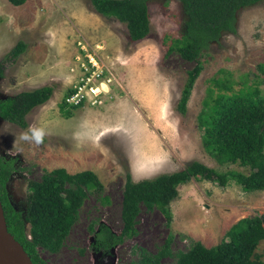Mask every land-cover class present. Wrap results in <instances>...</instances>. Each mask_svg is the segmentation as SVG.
<instances>
[{
    "label": "rangeland",
    "instance_id": "1",
    "mask_svg": "<svg viewBox=\"0 0 264 264\" xmlns=\"http://www.w3.org/2000/svg\"><path fill=\"white\" fill-rule=\"evenodd\" d=\"M151 33L132 41L127 26L96 12L92 0H27L14 6L0 0V64L19 41L27 49L16 61L5 62L0 98L54 86L53 97L28 115L30 125L45 129L39 144L20 140L26 131L0 119V157L16 158L8 183L12 204L26 212L28 183L46 171L65 168L74 174L91 170L104 185L90 192L60 250L40 249L47 264H142L171 238L174 254L199 241L206 247L221 243L238 221L264 213V191L247 192L236 183L192 180L181 185L171 204V225L158 208L142 206L136 233L103 257L94 248L101 223L119 234L123 229V190L127 174L134 181L152 179L186 168L194 161L218 171L249 173L239 164H220L205 146L199 123L203 101L212 81L224 76L239 90L257 79L264 94V2L237 13V31L226 32L200 57L204 71L197 79L185 115L176 109L187 71L195 62L172 41L185 33L179 0L148 3ZM99 63L111 91L103 103L88 101L65 118L59 105L85 72L81 64ZM264 260V241L257 249ZM166 256L160 264H176Z\"/></svg>",
    "mask_w": 264,
    "mask_h": 264
},
{
    "label": "trees",
    "instance_id": "2",
    "mask_svg": "<svg viewBox=\"0 0 264 264\" xmlns=\"http://www.w3.org/2000/svg\"><path fill=\"white\" fill-rule=\"evenodd\" d=\"M21 6L27 0H8ZM151 0H92L99 14L115 18L127 26L132 41L145 39L151 33L148 3ZM167 1V0H166ZM187 17L185 33L172 41L169 51H178L195 66L187 71L181 97L176 109L182 115L188 111L193 89L204 71L200 57L226 32L237 31V13L264 0H179ZM27 49L19 41L0 64V78L4 77L5 62L16 61ZM264 72V66L261 67ZM227 76L212 81L199 123L204 128L205 146L222 164H239L249 173L237 170L218 171L202 162L194 161L186 168L159 175L152 179L134 181L127 174L123 190V229L117 234L101 223L96 231L94 248L103 257L136 233L138 215L142 206L158 208L168 225L173 221L171 204L179 195L181 185L192 180L215 182L222 187L236 183L244 191H264V94L257 79L244 83L239 90ZM54 86H43L0 98V119L23 129L29 127L28 115L46 104L54 95ZM74 90H69L71 96ZM67 97L60 103V112L71 118L73 111L83 106L70 105ZM16 158L0 157V197L9 232L24 247L33 264H47L40 249L56 253L78 219V214L89 193H101L104 185L91 170L74 174L65 168L46 171L40 181L28 183L26 212L19 211L11 202L8 183L15 170ZM171 238L153 257L145 256L142 264H160L162 258L175 256L176 264H264L257 253L264 241V213L241 219L216 246L206 247L199 241L186 252L174 254ZM97 264H101L98 262Z\"/></svg>",
    "mask_w": 264,
    "mask_h": 264
},
{
    "label": "built area",
    "instance_id": "3",
    "mask_svg": "<svg viewBox=\"0 0 264 264\" xmlns=\"http://www.w3.org/2000/svg\"><path fill=\"white\" fill-rule=\"evenodd\" d=\"M88 62L81 64L85 71L81 76L79 83L74 87V93L67 97V102L70 105L87 104L92 100L95 105L103 103V95L111 91L108 83L110 80L103 77V72L100 70L99 63L90 57Z\"/></svg>",
    "mask_w": 264,
    "mask_h": 264
},
{
    "label": "water",
    "instance_id": "4",
    "mask_svg": "<svg viewBox=\"0 0 264 264\" xmlns=\"http://www.w3.org/2000/svg\"><path fill=\"white\" fill-rule=\"evenodd\" d=\"M0 264H33L24 247L9 232L0 197Z\"/></svg>",
    "mask_w": 264,
    "mask_h": 264
},
{
    "label": "clouds",
    "instance_id": "5",
    "mask_svg": "<svg viewBox=\"0 0 264 264\" xmlns=\"http://www.w3.org/2000/svg\"><path fill=\"white\" fill-rule=\"evenodd\" d=\"M44 136L45 129L37 127L35 125H30L26 131L20 133L19 139L25 141H32L39 144L43 141Z\"/></svg>",
    "mask_w": 264,
    "mask_h": 264
},
{
    "label": "crops",
    "instance_id": "6",
    "mask_svg": "<svg viewBox=\"0 0 264 264\" xmlns=\"http://www.w3.org/2000/svg\"><path fill=\"white\" fill-rule=\"evenodd\" d=\"M84 105V104H83ZM81 108V107H80Z\"/></svg>",
    "mask_w": 264,
    "mask_h": 264
}]
</instances>
